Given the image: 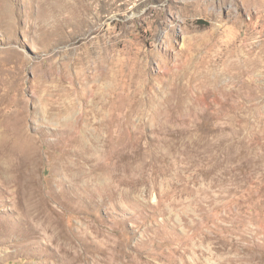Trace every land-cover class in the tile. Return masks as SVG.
Listing matches in <instances>:
<instances>
[{
	"label": "rangeland",
	"instance_id": "rangeland-1",
	"mask_svg": "<svg viewBox=\"0 0 264 264\" xmlns=\"http://www.w3.org/2000/svg\"><path fill=\"white\" fill-rule=\"evenodd\" d=\"M0 264H264V0H0Z\"/></svg>",
	"mask_w": 264,
	"mask_h": 264
}]
</instances>
